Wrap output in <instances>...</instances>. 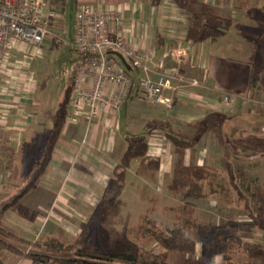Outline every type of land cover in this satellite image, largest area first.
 Returning a JSON list of instances; mask_svg holds the SVG:
<instances>
[{"label":"crops","instance_id":"0c3cea01","mask_svg":"<svg viewBox=\"0 0 264 264\" xmlns=\"http://www.w3.org/2000/svg\"><path fill=\"white\" fill-rule=\"evenodd\" d=\"M50 1L52 20V14L56 18L57 9L65 8L67 1ZM75 2L78 9L87 2L105 9H120L125 41L145 53L157 54L155 60L145 56L143 60L150 65L154 79L162 71L178 66L172 52L179 49L189 54L181 72L197 77L202 86L170 92L175 98L172 108L148 104L133 96L119 111L103 113L91 126L84 120L66 123L62 134L47 149L54 124L48 130V118L53 111L37 97L33 73L15 72L14 51L10 54L0 74V155L6 151L4 156L10 157L0 165V209L16 199L21 204L17 210H8L2 223L22 239L36 243L44 253H53V247L60 242L72 244L82 234L83 221L77 212L79 208L83 212L96 211L102 201L107 183L128 148L127 138L131 135L124 130L135 131L141 122L150 127L146 136L149 155L164 160L162 168L171 144L165 145L164 137L158 135L160 128L168 130V126L177 134L198 137V144L190 148L195 150L212 138H221L219 142L227 148L232 140L225 133H230L229 126L233 124L237 145L234 144V153L240 152L235 154L237 157L247 155L246 147L258 152V136H264V0ZM211 9L229 18V27L219 38L190 40L193 14ZM236 26L251 38L239 34ZM128 62L134 67L129 75L138 82L143 72L131 59ZM142 109L147 113L141 114ZM137 161L140 165L135 160L128 170L126 189ZM22 172L23 177H17ZM54 203L56 211L50 213ZM0 264L34 263L1 249Z\"/></svg>","mask_w":264,"mask_h":264},{"label":"rangeland","instance_id":"374dc122","mask_svg":"<svg viewBox=\"0 0 264 264\" xmlns=\"http://www.w3.org/2000/svg\"><path fill=\"white\" fill-rule=\"evenodd\" d=\"M66 1L67 5L65 8L57 9L58 16L56 18H54L52 14V20L48 22L49 34L46 36L44 43L37 47L26 44L19 51H14L15 72L33 73L36 82L35 92L37 97L43 100L45 107L53 111V116L48 118V130L52 128L51 124L54 122V118L58 113L66 90L75 80L76 68L82 57V54L78 52L73 45L76 39V17L80 8L78 9L75 0ZM85 4L100 7L88 2L82 5ZM55 9L56 8H54L53 12ZM113 11L122 13L120 9H113ZM236 28L239 34L245 36L247 39L251 38L245 35L243 32L244 30L239 29L241 28L240 26H236ZM251 36H253V34ZM131 46L137 49L135 46ZM113 51L118 52L109 50L108 54L113 55L110 53ZM175 51L177 52L180 50L176 49L173 52ZM181 51L186 52L184 50ZM151 54L154 55L155 59L157 58L156 53L152 52ZM173 56L177 59L175 55ZM113 60L124 68L127 73V70L132 69L131 65L130 68H128L125 64H121V62L119 63L115 59ZM164 72L165 70L162 71L161 74ZM151 73L152 70L150 67L149 74L151 75ZM199 82L200 84L198 86L192 85L190 82L189 85L200 87L202 83L201 81ZM175 84L177 85L178 83L176 82ZM178 90L179 88L173 89L174 93L180 91ZM133 103L139 102L133 101ZM140 105L144 106L145 104ZM141 111V114L146 112L145 109ZM229 127L230 133H225V136L227 135L228 138L232 140L233 144L231 142L230 145L231 147L233 145L234 148L236 141L233 137L235 136L233 124ZM138 129V131L124 130V132H128L127 134L131 136H148L150 132V127L146 124L144 125L142 122L138 125ZM160 129L161 130H157L156 132L161 138L164 137L165 145L168 146L169 143L171 144L170 150H165L167 153L166 157L163 158L167 159L163 164L164 167L159 172L145 174L141 172L139 162H135L130 172V184L125 192L109 207L103 210L97 207L96 211L87 210L85 212L79 208L77 212L79 214L77 215L80 216V219L83 221H81L83 224L82 233L94 235L97 242L110 252L135 253L140 247H144L156 254L166 253V250L163 249L155 238L150 236L135 237L128 234L129 229L133 227L137 228L144 223L145 217L154 220L155 224L153 226L147 222L144 224L147 227H152V232L159 234H161L162 231L166 232L167 226L172 225L176 221L177 214L182 215L185 209L193 210L198 222L209 229L217 226H224L229 223H247V225L252 223L251 214L247 210L251 194L245 187L253 181H259L264 187V154H261L264 153V136H258L260 140L258 146H256V148L259 149L258 152L257 149L251 151L246 147L245 153L247 155L237 157L235 154L237 153L238 155L240 152H232L230 145L226 148L224 144L219 142L221 138H219V141L213 140L214 138H212L210 141H206L208 143L203 144V148L199 147L195 150H180L174 148L175 146L165 138L166 133L162 130L163 128ZM261 132L262 130L260 129V133ZM245 145H247V142H245ZM248 146L250 147L251 144L249 143ZM236 147L235 149L237 150ZM4 153L1 152L0 155L1 166L5 160L10 158L5 157ZM13 165L12 170L14 169ZM229 165L231 167H229ZM228 168L234 173L236 178L235 184L237 182L236 185L230 180ZM41 170L40 168L39 172H41ZM24 174L25 172L19 173L17 177H23ZM206 175L210 181H214L218 187L221 188L224 186L223 189L225 192L211 194L209 197L203 199L190 197V185L185 183L184 179L186 177L188 179ZM29 182L31 181H27V184ZM63 190L64 189H61V192H63ZM206 190H208V187ZM11 191H14V189ZM55 204L56 203L51 207L50 213L56 211L57 205ZM256 207H258V203L253 201L251 208L254 209ZM237 236L242 239V242L264 243V228L260 226L254 228L241 227ZM242 245L243 243H238L236 247L241 248ZM28 251L30 252L31 248H28ZM53 254L57 253L53 252ZM166 254L167 260L175 264H182L189 258L195 261L198 259H201V261L210 259L212 264H225V260L222 256L213 255L210 258L208 254L204 255L201 250L197 256L172 252ZM241 259L244 262H252L255 260V264H264V257L255 259L249 257L247 254H242Z\"/></svg>","mask_w":264,"mask_h":264},{"label":"trees","instance_id":"16d2710c","mask_svg":"<svg viewBox=\"0 0 264 264\" xmlns=\"http://www.w3.org/2000/svg\"><path fill=\"white\" fill-rule=\"evenodd\" d=\"M212 7V6H211ZM230 25L229 18L222 17L214 10L205 12H196L193 14L191 26L189 28L188 38L193 41H204L207 38H219L224 34V30ZM76 39L74 48H76ZM79 52V51H78ZM81 53V52H80ZM82 54V53H81ZM119 63L120 59L115 55H110ZM84 60L82 54L81 61ZM80 61V62H81ZM80 64V63H79ZM78 64V65H79ZM132 65V64H131ZM134 69L133 65L131 66ZM77 69V68H76ZM131 73V70H127ZM133 96L138 97L140 93L139 81H135ZM73 86L68 87L60 104L57 116L54 120L53 129L47 143V149L51 148L58 137L62 134L67 123L69 103L73 94ZM164 130L166 138L174 146L181 149L194 148L199 141L198 137H187L173 132L168 126ZM128 148L121 158L119 166L115 169L113 176L108 181L106 191L98 208L103 210L109 207L124 193L127 186V174L135 160L140 161V170L145 174L159 172L162 169V161L159 158L149 155V143L145 135L129 136L127 138ZM231 147V145H230ZM231 151H234L233 146ZM229 167H231L229 165ZM230 180L235 184L236 178L233 171L228 168ZM210 174V173H208ZM216 174V173H211ZM184 182L190 185L189 196L192 198L203 199L211 194L224 193V186L221 188L210 181L208 176L193 177L184 179ZM189 182V183H188ZM208 187V190L206 188ZM251 194L248 201L247 210L251 214V222L243 224L229 223L224 226H217L209 229L201 225L193 210L185 209L183 214H177L176 221L167 226V233L161 234L152 232V227H147L144 223L155 224V221L145 217L144 223L137 228L128 230L130 236L152 237L166 250V253H181L190 256H197L200 250L204 255H220L225 260V264H255V260L244 262L241 259L242 254H247L251 258L264 257V243L242 242L237 236L241 227L264 228V187L259 181L250 182L245 187ZM207 192V193H205ZM253 201L258 203V207L251 208ZM19 199L9 203L0 209V248L18 258H28L34 264H175L167 260V254H156L147 248L140 247L135 253H113L101 244H99L94 235L82 233L72 244L57 243L53 253L40 252L36 243L22 239L16 231L5 226L2 221L8 210H17L20 207ZM154 231V230H153ZM166 233V234H164ZM243 243L242 249L236 247V244ZM31 248V251H28ZM66 254V255H64ZM63 255V256H62ZM182 264H212L210 259L194 260L187 259Z\"/></svg>","mask_w":264,"mask_h":264},{"label":"built area","instance_id":"2783aa9c","mask_svg":"<svg viewBox=\"0 0 264 264\" xmlns=\"http://www.w3.org/2000/svg\"><path fill=\"white\" fill-rule=\"evenodd\" d=\"M50 2L0 0V74L13 51H19L26 44L37 47L44 43L49 34ZM76 25L75 45L84 55V60L77 66L67 123L84 120L91 126L103 113L119 111L133 95V78L112 59L109 50L127 56L144 73L139 78L140 93L137 97L142 102L172 108L175 100L173 89L200 84L198 79L183 74L178 68L165 70L154 79L149 74L150 65L143 62L144 56L154 60V55L132 48L125 41L122 34L124 17L119 11L85 4L77 12ZM173 55L179 62L189 58V54L181 50L173 52ZM189 82L195 86H190Z\"/></svg>","mask_w":264,"mask_h":264},{"label":"water","instance_id":"95a60500","mask_svg":"<svg viewBox=\"0 0 264 264\" xmlns=\"http://www.w3.org/2000/svg\"><path fill=\"white\" fill-rule=\"evenodd\" d=\"M111 54L117 56L128 68H130V63L128 62V60L125 58V56L120 53V52H110ZM1 250V248H0Z\"/></svg>","mask_w":264,"mask_h":264},{"label":"bare ground","instance_id":"6f19581e","mask_svg":"<svg viewBox=\"0 0 264 264\" xmlns=\"http://www.w3.org/2000/svg\"><path fill=\"white\" fill-rule=\"evenodd\" d=\"M125 58L128 60L129 58L127 57V56H125ZM155 60V59H154ZM121 61V60H120ZM152 61V60H151ZM178 61V66L176 67V68H178L180 71H181V68H182V65H183V63H185V61H183V62H179V60H177ZM121 64H124L122 61H121ZM193 77V76H192ZM194 78H196V79H198L197 77H194ZM199 80V79H198ZM200 81V80H199ZM69 105H70V103H69Z\"/></svg>","mask_w":264,"mask_h":264}]
</instances>
